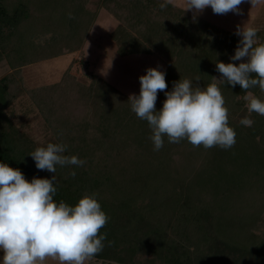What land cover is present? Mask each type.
<instances>
[{"label":"trees","instance_id":"16d2710c","mask_svg":"<svg viewBox=\"0 0 264 264\" xmlns=\"http://www.w3.org/2000/svg\"><path fill=\"white\" fill-rule=\"evenodd\" d=\"M88 1L0 0V62L11 70L0 78V163L28 181L55 175L57 203L75 206L85 193L97 194L110 219L93 264H264V231H254L264 223V116L247 111L239 85L213 80L220 78L217 60L233 62L241 37L173 2L161 10L165 0H126L120 9V0H100L119 21L110 34L120 55L155 52L168 62L167 91L180 79L200 87L215 82L225 98L232 148L165 137L154 151L151 129L131 111L129 96L86 61L88 83L70 64L59 81L22 86L25 66L83 48L96 18ZM257 34L264 43V30ZM23 89L55 129L51 143L66 144L64 155L86 161L82 167L57 165L55 174L36 168L29 154L40 146L13 118ZM248 91L264 100L258 86ZM165 99L159 92L157 110ZM245 117L251 127L240 123Z\"/></svg>","mask_w":264,"mask_h":264},{"label":"clouds","instance_id":"9594fccd","mask_svg":"<svg viewBox=\"0 0 264 264\" xmlns=\"http://www.w3.org/2000/svg\"><path fill=\"white\" fill-rule=\"evenodd\" d=\"M246 0H185V11L202 13L210 7L214 14L229 12L242 14L240 5ZM256 7L260 0H249ZM172 0L159 5L165 9ZM236 35L241 39L230 57L233 62H216L220 78L214 81L235 87L239 85L247 94V111L264 116V100L255 96L252 88L264 92V43H258L257 29L237 26ZM235 61H240L238 64ZM140 93L131 94L128 102L137 118L146 121L151 129L149 139L154 151L169 143L183 140L193 147L227 150L236 143V132L229 126V110L217 83L206 87L194 86L189 79L173 82L167 91L166 74L158 68H148L139 77ZM199 81V77L195 78ZM163 91L166 99L160 110L156 109L158 93ZM251 127L253 120L245 117L240 121ZM67 145L47 143L37 147L29 155L38 170L56 172V166L82 167L86 161L76 155H64ZM69 175L76 176L75 171ZM56 176L51 179L33 177L28 181L17 168L0 163V264H86L103 251L107 239L101 233L110 217L102 210L97 194L85 193L70 206L63 200H54L57 192ZM114 243L109 241V246Z\"/></svg>","mask_w":264,"mask_h":264},{"label":"rangeland","instance_id":"374dc122","mask_svg":"<svg viewBox=\"0 0 264 264\" xmlns=\"http://www.w3.org/2000/svg\"><path fill=\"white\" fill-rule=\"evenodd\" d=\"M123 2L126 0L118 2V8L123 9L121 5ZM172 2L185 9V0H172ZM88 8L96 18L87 34L83 48L25 66L21 69V76L19 77L23 83V88H38L59 81L70 64L72 65V73L78 80L88 83L89 77L85 73L84 67V61H86L90 70L101 75L128 96L131 94L139 95V77L145 75L148 68H158L160 71L166 69L167 59L155 52L120 55L117 51V44L110 34L119 21L106 7L101 6L100 0H89ZM240 9L242 14L239 15L231 12L225 15H217L208 7L202 13L195 15L235 33L237 26L242 27L244 25L264 30V0H260L256 7H252L249 0H246L240 5ZM189 13L194 14L192 11ZM49 35L50 33L42 34V39ZM9 72L11 70L0 62V78ZM23 92L13 104V118L34 139L37 145L45 146L56 139L55 129L50 128L37 106L33 104L29 93L25 89ZM254 231L262 233L264 223L261 222ZM2 256L3 252L0 251V258ZM91 263L95 262L93 260L86 261V264ZM45 264H57V262L48 260Z\"/></svg>","mask_w":264,"mask_h":264}]
</instances>
